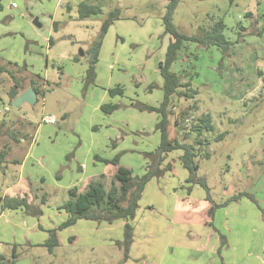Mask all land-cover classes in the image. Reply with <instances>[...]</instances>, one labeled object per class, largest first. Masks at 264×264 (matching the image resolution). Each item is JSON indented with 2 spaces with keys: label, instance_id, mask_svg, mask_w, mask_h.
<instances>
[{
  "label": "rangeland",
  "instance_id": "1",
  "mask_svg": "<svg viewBox=\"0 0 264 264\" xmlns=\"http://www.w3.org/2000/svg\"><path fill=\"white\" fill-rule=\"evenodd\" d=\"M83 1L98 4L102 13L80 19ZM166 6L167 0H0V66L12 73H0V152L8 150L0 163V256L17 257L6 264H264V0H179L172 13V23L186 36L222 20L233 44L223 57L216 47L187 42L172 68L198 94L197 110L177 126L172 119L169 137L191 144L196 135L185 139L179 127H190L184 119L208 114L212 120L213 130L203 134L210 157L197 160L195 173L204 184L187 183L182 151H173L165 161L172 171L145 187L126 257L119 245L122 221L78 220L57 231L52 252L43 246L47 231L67 218L59 207L69 189L115 168L95 157L118 156L120 166L141 175L145 155L159 146V116L133 104L158 106L163 99L158 65L170 40L162 23ZM115 9L120 19L103 38L94 84L85 86V54ZM31 79L44 95L33 105L13 107L8 92L14 81L21 93ZM117 87L122 95L111 96L108 91ZM173 103L177 114L193 102ZM105 104L117 109L106 114ZM44 115L55 123L40 122ZM17 175L46 196L35 206L38 218L2 208L3 192ZM219 233L226 238L220 254Z\"/></svg>",
  "mask_w": 264,
  "mask_h": 264
},
{
  "label": "trees",
  "instance_id": "2",
  "mask_svg": "<svg viewBox=\"0 0 264 264\" xmlns=\"http://www.w3.org/2000/svg\"><path fill=\"white\" fill-rule=\"evenodd\" d=\"M178 2L179 0H167L166 12L162 18L164 32L170 36L164 60L158 65L159 74L162 78L161 90L163 99L158 106L145 105L139 102L133 104L139 111L156 113L159 116L155 125L156 131L160 134L159 146L154 152L145 155L147 156L148 163L141 175H134L130 169L120 166L118 156L112 160H102L99 157H95L97 161L99 160L104 162V164L113 165L116 170L110 177L100 175L92 178L82 192H79L76 188L69 189L67 201L59 207V210L65 212L67 218L56 229L47 231L48 238L43 243V246H45L49 252H52L59 244L57 231L73 226L78 220L93 221L97 224H112L116 221H124L123 240L119 245H121L126 257L133 241V228L129 222L135 217L136 211L139 208V201L142 198L147 183L153 178L159 179L165 173L172 171V163H164L167 154L170 152L182 151V155L179 159L183 168L189 173L187 183L204 184L201 179H196L195 173L198 168L197 160L199 158L208 159L210 157V153L203 150V147H205L206 144L208 145L207 141L203 139V134L204 132L213 130L212 120L208 114L195 116V120L191 123L189 129L179 127L183 131L185 139L191 133L196 135L194 142L191 144L178 139H170L168 128H170L171 120L175 119L173 121L177 126L179 125V120H182L185 115L190 111L197 110V107L194 105V100L198 94L197 90L192 87L190 81H183L182 75L175 72L172 68L178 60V54L185 48L187 42L194 43L204 48L216 47L220 49L223 57H229V51L233 44L226 39L223 34L225 25L222 20L214 22L211 26L200 29L197 35L186 36L179 32L172 23V13L178 5ZM67 8H69V6H67ZM77 12L78 17L84 19L101 14L102 9L98 4L83 1L79 3ZM119 19L120 11L118 9L111 11L101 24L98 40L94 41L87 50L85 55L88 56V67L84 79L85 86L94 84L96 79L95 65L98 62L103 38L112 22ZM53 28H55V23ZM79 60L80 58L77 56L73 58L74 62H78ZM13 65L17 66L16 64ZM23 67H26V65H23ZM0 73L12 74L4 66H0ZM258 73L261 75V71ZM35 76L36 78H41L39 75ZM13 79L15 78L13 77ZM14 83L15 88L21 87L18 81H14ZM28 88L34 90L37 100L38 96L44 95L41 85L36 83L33 79L30 80L29 86L23 89V91ZM153 88V86L150 87V89ZM108 92L111 96L114 94L122 95L123 93L122 89L119 87L109 90ZM175 98L192 101L193 103L188 108L176 114L173 111V102ZM116 109L117 105L115 104H105L101 106V110L106 114H110ZM175 116L176 118H174ZM222 137V135H219L217 138L221 139ZM13 138L15 142L21 141V139ZM7 151V147H4L0 152V163H2ZM239 197H241V195L232 197L229 201H236ZM45 202L46 198L42 197L40 204H44ZM2 203L3 209L16 210L22 208L25 210L24 213L26 215H32L37 218L42 214L40 208L37 207L36 209L34 203L28 204L25 197H3ZM215 207V205H212L209 208V215L211 217L213 216ZM39 228L41 229V227ZM225 246L226 238L220 234V246L217 253L220 254ZM16 260V256H13L11 260H7L5 257L0 256V264L12 263Z\"/></svg>",
  "mask_w": 264,
  "mask_h": 264
},
{
  "label": "crops",
  "instance_id": "3",
  "mask_svg": "<svg viewBox=\"0 0 264 264\" xmlns=\"http://www.w3.org/2000/svg\"><path fill=\"white\" fill-rule=\"evenodd\" d=\"M101 48H102V45H101ZM101 48H100V50H101ZM100 53V52H99ZM247 53V52H246ZM245 55V54H244ZM252 58V57H251ZM10 63V62H9ZM17 65V64H16ZM175 72H177L178 73V71H176L175 70ZM40 76V75H39ZM52 116V115H51ZM158 116V115H157ZM43 117V116H42ZM41 117V118H42ZM40 122H41V120H40ZM170 139H172L171 137H170ZM174 139V138H173ZM179 140V139H178ZM180 141H182V140H180ZM170 153H172V152H170ZM170 153H168L167 154V157H168V155L170 154ZM166 157V158H167ZM166 161V160H165ZM164 163H167V162H164ZM107 166L108 165H111V164H106ZM21 170H23V169H21ZM115 170H116V168H114V169H103V170H101V172L99 173V175H97V176H100V175H105V176H107V177H110V176H112L113 174H114V172H115ZM92 178H90V180H91ZM89 180V181H90ZM88 181V182H89ZM88 183H86L85 185H84V187L83 188H81V189H79L78 191L79 192H82L84 189H85V187H86V185H87ZM9 186L6 188V190H5V192H3V196L2 197H9V198H15V197H19V198H26V200H27V202H28V204H30V203H34V206H37L38 205V203L40 204V199L42 198V197H45L46 198V196L44 195V194H41L40 192H38V190L36 189V188H33V186L31 187V184H30V181L27 179H25V178H22L20 175H17L14 179H13V181L12 182H10L9 184H8ZM33 193V195H35V196H37L36 197V199H34L33 200V197L34 196H31L30 197V195ZM33 201V202H32ZM42 206V205H41ZM8 210H11V209H8ZM14 211H18V212H21L22 211V208H19V209H16V210H14ZM134 220V218L131 220V221H133ZM131 221L129 222V223H131ZM122 223H123V227H124V224H125V222L124 221H122ZM101 224H107V223H101ZM110 225V224H109ZM132 226V225H131ZM133 228V227H132ZM44 229V228H43ZM130 250V249H129Z\"/></svg>",
  "mask_w": 264,
  "mask_h": 264
},
{
  "label": "water",
  "instance_id": "4",
  "mask_svg": "<svg viewBox=\"0 0 264 264\" xmlns=\"http://www.w3.org/2000/svg\"><path fill=\"white\" fill-rule=\"evenodd\" d=\"M33 24L36 27H40V25L37 23V19L33 20ZM79 55L83 56V52L81 50L79 51ZM8 98L11 100V105L13 107H19L23 103L33 105L37 100L36 93L32 88H28L23 92L19 93L17 88L11 87L8 92Z\"/></svg>",
  "mask_w": 264,
  "mask_h": 264
},
{
  "label": "built area",
  "instance_id": "5",
  "mask_svg": "<svg viewBox=\"0 0 264 264\" xmlns=\"http://www.w3.org/2000/svg\"><path fill=\"white\" fill-rule=\"evenodd\" d=\"M11 7H16L15 4H12ZM195 120V116L191 115L187 118L184 119V122L186 123V127H189L191 125V123ZM41 122L44 124H53L55 123V118L51 115H44L41 118Z\"/></svg>",
  "mask_w": 264,
  "mask_h": 264
}]
</instances>
